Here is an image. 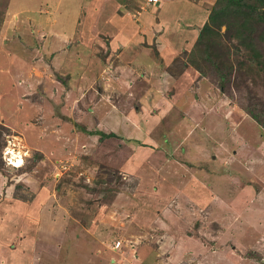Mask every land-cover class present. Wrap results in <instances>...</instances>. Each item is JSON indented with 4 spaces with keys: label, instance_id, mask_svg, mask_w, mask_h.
Here are the masks:
<instances>
[{
    "label": "rangeland",
    "instance_id": "1",
    "mask_svg": "<svg viewBox=\"0 0 264 264\" xmlns=\"http://www.w3.org/2000/svg\"><path fill=\"white\" fill-rule=\"evenodd\" d=\"M153 1L0 0V264H264V75Z\"/></svg>",
    "mask_w": 264,
    "mask_h": 264
},
{
    "label": "trees",
    "instance_id": "2",
    "mask_svg": "<svg viewBox=\"0 0 264 264\" xmlns=\"http://www.w3.org/2000/svg\"><path fill=\"white\" fill-rule=\"evenodd\" d=\"M189 61L203 73L210 71L222 91L230 83L240 92L239 79L248 92L253 79L264 75V0H214ZM247 110L264 126L258 114Z\"/></svg>",
    "mask_w": 264,
    "mask_h": 264
},
{
    "label": "crops",
    "instance_id": "3",
    "mask_svg": "<svg viewBox=\"0 0 264 264\" xmlns=\"http://www.w3.org/2000/svg\"><path fill=\"white\" fill-rule=\"evenodd\" d=\"M213 2H214V0H179L178 2H176V3L181 4L182 8L185 9L184 12H182L185 15L182 16V19L180 20V22L184 23L183 24L184 30L185 31L187 30L185 27H189L190 30H193L192 32L194 34V31L197 30V28H194V23L196 25H202L205 22V20L207 19V15H208L210 6L213 4ZM157 6H160L161 11L163 10L165 12V7H163L162 5H159V4ZM178 8H180V5ZM180 11L181 10H179V14L181 13ZM179 14L176 15V18L174 19L175 22L180 19L179 17L181 15H179ZM180 25L181 24L178 23L177 29H176L177 31H180L181 28L183 31V27H182V25L181 26Z\"/></svg>",
    "mask_w": 264,
    "mask_h": 264
},
{
    "label": "bare ground",
    "instance_id": "4",
    "mask_svg": "<svg viewBox=\"0 0 264 264\" xmlns=\"http://www.w3.org/2000/svg\"><path fill=\"white\" fill-rule=\"evenodd\" d=\"M11 153H12V159L15 162V165H19V164H16V163H20V161H21V159H19L18 152L11 150Z\"/></svg>",
    "mask_w": 264,
    "mask_h": 264
},
{
    "label": "built area",
    "instance_id": "5",
    "mask_svg": "<svg viewBox=\"0 0 264 264\" xmlns=\"http://www.w3.org/2000/svg\"><path fill=\"white\" fill-rule=\"evenodd\" d=\"M150 1L154 2L153 0H150ZM11 150H14V148H10L9 150H5V154H7L6 159L8 162H13Z\"/></svg>",
    "mask_w": 264,
    "mask_h": 264
},
{
    "label": "clouds",
    "instance_id": "6",
    "mask_svg": "<svg viewBox=\"0 0 264 264\" xmlns=\"http://www.w3.org/2000/svg\"><path fill=\"white\" fill-rule=\"evenodd\" d=\"M14 151H16L15 149H14ZM12 154V153H11ZM7 155V154H6ZM13 160V159H12ZM6 161H7V159H6ZM8 162V161H7ZM8 164H10V165H13V166H16L15 165V162L13 161V162H8Z\"/></svg>",
    "mask_w": 264,
    "mask_h": 264
}]
</instances>
